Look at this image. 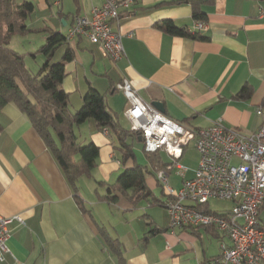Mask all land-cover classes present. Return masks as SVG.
<instances>
[{"label": "crops", "instance_id": "1", "mask_svg": "<svg viewBox=\"0 0 264 264\" xmlns=\"http://www.w3.org/2000/svg\"><path fill=\"white\" fill-rule=\"evenodd\" d=\"M29 1L35 4L31 14L35 23L30 27H47L64 36L75 15L89 17L93 7L105 2ZM170 1L130 0L121 9L113 28L123 34V53L114 62L84 37L65 42L64 50L70 47L74 52L65 63L61 83L69 103L79 108L82 95L92 86L104 94L107 107L125 128L127 100L115 85L126 79L141 100L151 105L162 102L163 114L188 128L221 120L243 134L252 133L260 121L255 108L264 99V15L260 14L264 0L205 1L200 5L206 14L204 30L194 29L190 3ZM163 19L206 38L169 34L155 25ZM245 84L252 89L250 97L234 98ZM81 129L99 148V164L93 170L99 174L96 183L106 190L113 183L107 180L112 177L115 182L131 160L123 166L117 141L93 120L79 125L76 132ZM169 161L168 157L165 163ZM192 174L190 168L186 176ZM169 182L177 188L180 178L172 172ZM146 183L152 193L153 184H159L154 176ZM77 193L82 207L28 117L12 103L0 107V215L17 214L24 221L10 224L7 245L12 255L5 254L0 264H218L220 244L230 243L214 227H172L164 207L167 197L153 193L157 203L150 199L135 203L124 196L110 202L105 193L96 192V199H88L80 193L78 181ZM141 201L164 211L143 209Z\"/></svg>", "mask_w": 264, "mask_h": 264}, {"label": "built area", "instance_id": "2", "mask_svg": "<svg viewBox=\"0 0 264 264\" xmlns=\"http://www.w3.org/2000/svg\"><path fill=\"white\" fill-rule=\"evenodd\" d=\"M130 0H105L93 7L90 16L75 15L65 35L67 40L84 37L95 44L103 57L116 61L123 53L122 37L113 23ZM264 15V6L260 7ZM206 22L193 20L195 30L206 29ZM129 33L128 36H132ZM115 88L127 100L123 113L130 129L141 137L146 153L164 152L170 161L155 173L167 197L164 203L170 225L190 229L214 227L230 243L220 244L218 264H264V105L255 108L259 124L255 131L243 134L221 120L202 128H188L175 122L144 102L131 84L123 79ZM107 133V130H103ZM193 141L198 161L193 174L180 162L186 146ZM180 178L179 187L169 182L171 173ZM211 199L231 203L226 210L213 211ZM23 224L19 215H0V262L11 250L7 245L10 224Z\"/></svg>", "mask_w": 264, "mask_h": 264}, {"label": "trees", "instance_id": "3", "mask_svg": "<svg viewBox=\"0 0 264 264\" xmlns=\"http://www.w3.org/2000/svg\"><path fill=\"white\" fill-rule=\"evenodd\" d=\"M185 1L191 4L193 20L204 21L206 14L200 9V5L213 0H173L169 3ZM34 9L35 4L29 0H0V107L12 103L28 117L57 161L81 207L77 181L82 175H90L99 156L98 146L91 140L81 143L76 132V128L87 120H93L98 129L109 130L117 141L116 148L123 166L129 160L133 162L131 166H124L116 181L106 186L105 199L114 202L124 196L135 203L142 199L157 203L159 200L146 183L149 172L135 162L132 142L129 141H139V133L121 126L117 115L107 107L104 94L89 86L82 95L80 107L71 111L69 93L61 88V83L65 77V63L73 59L74 52L66 47L60 61L48 63L54 51L67 42L66 37L47 27L39 29L46 36L38 52L46 60L36 74L26 67L23 55L9 46L10 38L14 34L38 30L29 28L27 24ZM155 25L172 35L191 39L206 38L196 31L191 32L186 27L176 25L171 19H163ZM251 93V87L245 84L234 98L247 99ZM262 104L264 105V99ZM153 161L155 177L156 171L166 163L159 156H155ZM101 232L106 242L112 246L103 229ZM114 250L116 251L115 248ZM116 253L119 254L117 251Z\"/></svg>", "mask_w": 264, "mask_h": 264}, {"label": "rangeland", "instance_id": "4", "mask_svg": "<svg viewBox=\"0 0 264 264\" xmlns=\"http://www.w3.org/2000/svg\"><path fill=\"white\" fill-rule=\"evenodd\" d=\"M34 23H35V21L30 16L27 20V24H28L29 28L38 29V30L29 31V32H26L24 34H14L10 38L9 46L12 49H14L15 51H17L23 55L26 67L33 74H36L39 71V69L41 68V66L44 64L46 58L38 52L39 47L45 42V39L42 37L44 32L39 30L43 27H41V28L30 27V24L33 25ZM37 25H42V21L39 22ZM61 52L63 54L64 44L59 46L54 51L53 56L50 58L48 63L52 64L54 62L60 61L61 57H62V54H60ZM69 106L71 107L72 111L78 109V108H73V106L71 105V102L69 103ZM76 107H78V106H76ZM122 120H123V122H122L123 126L127 129H130V123L127 122L126 120H124L123 118H122ZM79 135H80L79 140L81 141V143H87L89 141L85 137L88 134H84L82 129L80 130ZM129 141L132 142V148H133V151L135 154V158H134L135 162L144 166L145 169L147 170V172H149L148 177L153 178V172L155 170V167H154L155 165H154L153 160H154L155 156L156 157L159 156L160 159L163 162H165L168 159V157L166 156V153L160 151V152H157V154H149V153L145 152V150L143 148V144L141 141H137V140L131 141V139H129ZM116 155H117V157H119L118 153H116ZM182 157L183 158H181L180 162L183 165H185L191 169L195 168L197 161H198V152L194 148L193 141H191L186 146V148L184 150V154ZM98 164H99V159H97V166H98ZM131 165H132V160L129 161L128 166H131ZM98 176H99V174L97 173V170L95 169V170L91 171L90 176L84 175L81 178H79V180H78L80 193L83 195H87L89 197L88 199H96L97 194H104L105 193V195H106V190H105L104 186L101 187L100 185H98L96 183V180H99ZM114 180H115L114 178L110 177V180H107V181L109 183H112V182H114ZM171 184H172V180H171ZM95 191L97 192V194ZM152 191L157 197L162 198V199H166V195L163 193L162 186L160 184H155V185L153 184ZM86 206H88V205L86 204ZM139 207H141L143 209H145V208L146 209L160 208L161 210L164 211V209L159 207L158 205H150L149 202H147V201H141L139 203ZM208 207L213 211H221V210H226V209L230 208L231 203L228 201H225V200H221V199H211L208 202ZM261 219L264 221V211L261 213Z\"/></svg>", "mask_w": 264, "mask_h": 264}, {"label": "water", "instance_id": "5", "mask_svg": "<svg viewBox=\"0 0 264 264\" xmlns=\"http://www.w3.org/2000/svg\"><path fill=\"white\" fill-rule=\"evenodd\" d=\"M152 105H153L157 110H159L161 113L164 112V107H163L162 102H160V101H153V102H152ZM138 140L141 141V137H140V136L138 137Z\"/></svg>", "mask_w": 264, "mask_h": 264}]
</instances>
